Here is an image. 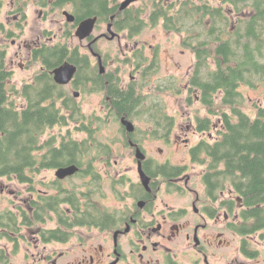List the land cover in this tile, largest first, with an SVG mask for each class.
Returning <instances> with one entry per match:
<instances>
[{
    "label": "flooded vegetation",
    "instance_id": "obj_1",
    "mask_svg": "<svg viewBox=\"0 0 264 264\" xmlns=\"http://www.w3.org/2000/svg\"><path fill=\"white\" fill-rule=\"evenodd\" d=\"M109 1V7L114 11L103 18L98 14L78 15L74 0L60 7L55 4L56 0H46L45 4L42 0H0V38L5 43L14 35L12 43L16 44L19 40V51L15 56L23 59V49H27V61L38 65L31 82L26 81L21 87H15L16 91L10 90L8 93L11 97H16V93H19V101L14 104L17 110L23 111L30 105L23 94L27 84L35 83L36 77L46 71L56 83L54 69L69 61L65 60L49 69L41 57L35 56L45 45L53 48L68 45L71 54L77 52L88 62L89 72L98 68L97 74L104 77L106 85L107 78H111L122 90L132 88L139 94L144 86L154 84L153 73H146L151 71L148 68L153 67V61L147 65V58L137 51L139 46L136 39L143 29L140 33H131L130 26L123 22L127 14H135L137 9L133 6L141 0L132 2L126 8H121L124 0ZM223 1L213 0L214 7H224L227 16L234 21L235 9L229 5L223 6ZM67 6L71 9L63 10L66 21L62 29L65 32L60 37L57 34L52 35V31H46L47 37L44 41L42 35L26 38L32 9L35 12L41 11L46 18L51 12ZM93 7L99 13L104 12L102 4ZM5 10L8 24L4 21ZM66 12L73 17L71 21L68 20ZM93 17L97 20L91 35L81 39L76 34L80 24ZM67 30L71 31L68 36ZM125 34L128 38L126 50L122 44ZM133 40H136L135 45L130 46V41ZM108 41H117L120 52L112 55L103 49L101 44ZM193 53L195 63L183 91L188 105L197 102L202 105L201 92L194 86L193 81L196 72V54ZM8 55L7 48L0 41V62L3 61L5 69L11 74L6 64ZM99 57L104 67L103 72L100 70ZM69 62L78 69L69 83H56L63 86L64 90L60 100L57 103H34L37 110L52 107L49 111H44L46 116L49 115V124L36 135L38 143L34 154L37 164L34 174L30 176L32 181L17 180L28 185L31 195L24 203L16 205L15 210L9 209L16 212L14 215L18 218V228L10 229L12 225L9 223L0 228L3 233L0 244L5 240L7 244H11L12 250L1 245L0 248L10 257V253L17 252L23 244L28 247V252L42 245L39 254H31L34 264H264V214L251 213L253 207L237 196L231 182L221 185L215 192H210L208 184L204 182L206 165L201 169V183L198 186L191 175L192 166L189 163L177 164L170 157L163 161L155 158L147 148V143L156 136L152 135V130L140 129L132 119L127 118L135 124V131L129 133L122 124V118L126 116L116 119L112 115L107 90H93L94 79L91 74L83 81L79 80V66ZM127 69L131 80L124 83L123 74ZM67 86L71 88V92ZM91 89L104 97L103 103L107 108L104 121L120 122L122 126L118 141L135 156L136 170L131 174L122 169L117 175H113L111 171L109 173L107 167L104 170L102 165H107L112 160L114 143L109 144L112 146L111 156L103 154L99 147L89 149L93 141L97 140L96 135H91V119L84 112L79 99L87 92L90 93ZM70 99L71 120L65 126H60L56 123V110L64 107L65 100L69 103ZM37 113L41 114L40 111ZM198 117L196 115L190 121L195 122L192 125L195 133L202 135L200 142L207 133L197 130ZM175 123L174 119V125L168 134L157 135L158 140H164L168 145L176 142L180 136L174 141L171 135ZM78 134L82 137H77ZM209 138L214 139L213 135H209ZM71 140L86 141L88 145V149L75 152L82 157L78 162L71 160L70 149H63L64 144L67 147ZM193 147L189 150L190 160L196 163L191 154ZM138 149L145 155L142 159V170L148 177L147 184L142 179ZM57 150L59 159L55 158ZM70 165H77L79 170L73 175L60 178L57 175L58 170ZM76 179H81L82 182L77 183ZM49 197L54 198L50 207L45 205ZM112 197L116 202L106 203ZM257 207L264 211V203ZM43 210H46L45 215L36 219L37 212ZM24 211L35 212L32 220H26L31 215L23 214ZM30 236L34 239H30Z\"/></svg>",
    "mask_w": 264,
    "mask_h": 264
},
{
    "label": "trees",
    "instance_id": "obj_2",
    "mask_svg": "<svg viewBox=\"0 0 264 264\" xmlns=\"http://www.w3.org/2000/svg\"><path fill=\"white\" fill-rule=\"evenodd\" d=\"M45 1L42 0L43 4ZM74 1L80 16L98 14L106 18L114 11L109 7V0ZM152 1L154 3L151 4ZM68 3H71V0H56L55 4L60 7ZM100 4L104 8L101 13L93 7ZM149 5L152 8L150 6L148 19L143 17L142 10L137 9L135 14H127L123 22L130 26L131 33H140L148 24L157 25L162 21L166 30L180 33L183 37L182 44L196 54L194 86L200 90L202 105L207 107L209 112L205 117L198 115L197 130L200 133L211 132L216 128L215 117L221 119V127L216 128L218 138L210 141L204 137L191 149L194 162L207 166L204 182L208 184V190L215 192L221 185L231 182L237 196L253 207L250 212L263 215L264 211L257 206L264 203V105H255V117L243 110L241 87H256L259 82L264 81V0H224L223 6L229 5L235 9L234 21L227 16L224 7L215 8L213 0H151ZM68 33L71 31L67 30V36ZM69 51L71 48L68 45L55 48L45 45L35 56L41 57L49 69L55 68L65 60L76 63L79 66V80L82 81L91 74L94 79L92 89L107 90L106 95L109 96L110 111L114 118L126 116L133 120L145 113L149 120L155 122L151 133L165 135L170 132L175 118L166 114L159 102L151 106L146 105L144 98L147 96L137 94L132 88L122 90L111 78H107L106 85L104 77L97 74L98 68L89 72L88 62L77 52L71 54ZM156 63L157 57L153 60V66ZM148 72L151 71L146 73ZM9 80L10 72L1 61L0 176L15 178L20 182L32 181L30 176L34 174L37 164L34 154L38 143L36 135L49 124V115L46 116L45 112L52 108L49 106L37 110L34 103H57L64 95V90L63 86L54 82L48 71L42 72L36 77L35 83L27 84L23 90L30 105L27 109L19 111L14 105L19 101V93H16V97L9 96ZM175 84L174 81L170 85L166 83L174 92L178 90ZM159 85L155 89L156 93L165 90H160ZM11 90L16 91L14 87H11ZM67 102L68 100H65L64 107L57 106L55 118L60 126H65L71 120V99L70 105ZM38 111L41 114H38ZM90 119L91 135H97L98 129L95 125L106 121L102 116H93ZM109 144L93 141L89 149L99 147L103 154L111 156L112 146ZM67 148L71 150V160L78 162L82 157L75 152L88 149V145L86 141L71 140L67 147L64 144L63 149ZM55 154V158L59 159V150L55 151ZM53 202L54 198L49 197L45 205L50 207ZM32 203L34 206V202ZM34 213L24 211L23 214L31 215L26 218L30 221ZM45 213L46 210L37 212L35 218L40 219ZM14 214L16 212L11 210L1 214L0 228L6 223L12 225L10 229L18 228V218ZM2 235L0 231V239ZM8 262V254L0 248V264Z\"/></svg>",
    "mask_w": 264,
    "mask_h": 264
},
{
    "label": "rangeland",
    "instance_id": "obj_3",
    "mask_svg": "<svg viewBox=\"0 0 264 264\" xmlns=\"http://www.w3.org/2000/svg\"><path fill=\"white\" fill-rule=\"evenodd\" d=\"M7 1L10 2L11 0ZM150 1L151 0H141L133 6V8L143 11V17L145 19H148L151 12L152 6L150 8ZM167 1L170 2L174 0ZM66 9L69 10L71 8L70 6L59 8L47 15L46 18L44 17L45 14L41 11L35 12L32 9L31 12L33 14L30 19V25L26 30V38L31 39L42 35L44 41L45 37H47V35H45L47 34L46 31H52V35L57 34L58 37H60L65 32V29H62V27L66 21V18L63 15V10ZM6 15L7 11L5 10L3 15L4 21L8 24ZM162 23L163 21L157 25L148 24L143 28L141 34L136 39L139 46L137 51H139V54H142L145 58H147L146 64H151L156 57L158 61V63H156L158 66L156 67L155 64L151 68V73L153 72L152 77L154 84L144 86L145 88L140 90V93H142L144 97L147 96L144 98L146 105L151 106L155 102H159L166 114L174 116L176 123L171 135L174 137V141L177 136L180 137L176 142L168 145L164 142V140H158L156 135L147 143V148L150 151V154H152L159 161H163L165 158L170 157L172 161L177 164L189 163L192 166L191 175L194 177L193 180L199 186L201 183L199 175L204 166L200 163H193L190 160L189 150L194 145H197L202 135L195 133V128L192 126L195 122L193 121V123L191 121L196 115L205 117L206 115H209V112L207 107H204L199 102L192 105H188L186 102L185 92L183 90L185 83L190 79L193 65L195 63V56L191 49L182 44V35L177 32L166 30ZM15 31L18 30L15 29ZM13 37L15 36L13 35L8 41H5L6 44L2 40V37L0 38V41L2 45L7 48L9 53L6 60L7 67L12 72L10 74L9 84L11 87L18 88L26 81L31 82L38 65L27 61V49H23L25 54L23 59H21V56H15L16 52L19 51V40L16 41V44H13ZM123 38L122 44L126 50V42L128 39L126 34L123 35ZM22 39H25V37ZM136 40L130 41V46L135 45ZM101 45L103 49L109 51L112 55L120 52V45L117 41H108ZM123 75L125 76L124 83L130 82L131 79L129 76V69H127ZM173 81L176 83L174 86H177L178 88L175 92L167 86L172 84ZM160 83L163 87L159 85ZM158 85L160 90L162 88L165 90L156 93L155 89ZM11 87L9 88L10 90ZM67 89L71 92V88L67 86ZM241 91L243 98V105L241 107L243 110L251 114L252 117H255V105H264V81L259 82L256 87L243 85L241 87ZM103 98L104 97L101 93H96L91 89L90 93L87 92L79 99L80 104L83 105L84 112L89 118L93 116L95 118L100 116L103 118L105 117L107 108L103 103ZM219 99L220 96L217 97V101H219ZM133 121L140 129L145 131L149 129L154 130L155 122L152 119H150L149 122L148 115L145 113H143V115L136 116V119H133ZM214 124L216 125V128H220L221 120H218V117H215ZM95 126L99 129L96 135L97 141L110 144L114 143V154L112 156V160L107 165L106 163L102 165L104 170L105 167H107V171L109 173L111 171L113 175H117L121 169L129 171L130 174L131 172H134L136 170V164L134 161L135 156L128 148L124 147L123 144L118 141L120 135L122 134V126L120 122L108 121L105 123L102 122L101 124L99 123ZM216 128L211 132H207L206 137L208 139H210L209 135H213L214 139L218 138L219 134L217 133ZM161 135L163 134L161 133ZM77 137L82 136L78 134ZM211 139L210 141H214V139ZM160 148L163 150L161 151ZM76 182L79 183L82 182V180L76 179ZM29 197H31V195L28 192V185L21 184L15 179L0 177V214L8 211L9 209L15 210L16 205L21 204L22 202L24 203V200ZM110 202H116V199L112 197L106 200V203ZM30 239L34 238L30 236ZM1 246H6L8 250H12L11 244H7L5 240H2ZM28 250V247L23 244L17 252H11L8 264H34L35 260L31 254L33 252L39 254L42 251V245L37 249H31L30 252H28ZM37 257L39 256L37 255Z\"/></svg>",
    "mask_w": 264,
    "mask_h": 264
},
{
    "label": "water",
    "instance_id": "obj_4",
    "mask_svg": "<svg viewBox=\"0 0 264 264\" xmlns=\"http://www.w3.org/2000/svg\"><path fill=\"white\" fill-rule=\"evenodd\" d=\"M138 0H124L121 8H126L127 6H129L132 2H135ZM67 18L69 21H71V19H73V17H71V14L66 12ZM97 18L93 17V18H88L86 20H84L78 30H77V36H79L81 39L86 38L88 36L91 35L95 23H96ZM99 62H100V70L101 72L104 71V67L101 63V58L99 57ZM77 66L75 64H72L69 61L64 62L62 65L58 66L57 68L54 69L53 73H54V79L56 81V83L61 84V85H65L67 83H69L72 78L75 76L76 72H77ZM122 124L126 127L127 131L129 133H132L135 131V124L134 122H132L131 120L127 119L126 117L122 118ZM137 157L140 160V168H141V174H142V179L143 182L147 184L148 182V177L146 176V174L144 173V171L142 170V159L145 158V155L141 152L140 149H138L137 151ZM79 170V167L77 165H70L68 167H64L58 170L57 175L60 178H64L66 176H70L75 174L77 171Z\"/></svg>",
    "mask_w": 264,
    "mask_h": 264
}]
</instances>
